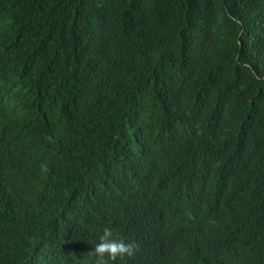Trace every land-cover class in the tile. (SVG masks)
Masks as SVG:
<instances>
[{"label":"trees","instance_id":"16d2710c","mask_svg":"<svg viewBox=\"0 0 264 264\" xmlns=\"http://www.w3.org/2000/svg\"><path fill=\"white\" fill-rule=\"evenodd\" d=\"M264 264V0H0V264Z\"/></svg>","mask_w":264,"mask_h":264},{"label":"clouds","instance_id":"9594fccd","mask_svg":"<svg viewBox=\"0 0 264 264\" xmlns=\"http://www.w3.org/2000/svg\"><path fill=\"white\" fill-rule=\"evenodd\" d=\"M134 242H126L114 236L113 229L105 227L93 252L97 255V264H105V256L115 260L118 257L133 256L136 250Z\"/></svg>","mask_w":264,"mask_h":264}]
</instances>
